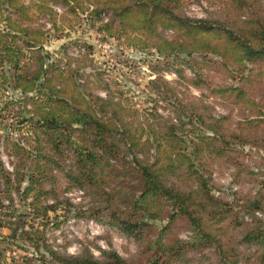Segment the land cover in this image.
Masks as SVG:
<instances>
[{"label":"trees","instance_id":"1","mask_svg":"<svg viewBox=\"0 0 264 264\" xmlns=\"http://www.w3.org/2000/svg\"><path fill=\"white\" fill-rule=\"evenodd\" d=\"M48 3L63 4L74 15L86 11L100 20L102 12L111 11L99 32L124 37L136 48L153 49L173 64L192 68L186 57L217 55L227 70L238 74V84L212 92L229 95L249 115L235 123L237 133L227 135L221 124L226 116L206 122L199 112H192L188 122L194 123L195 117L212 134L198 135L189 143L187 122L181 118L174 122L159 116L155 123L130 130L121 118H114L118 104L113 98L97 95L91 100L75 84H61L63 72L45 66L44 54L35 55L44 32L32 26L31 9L52 15ZM186 4L187 0H28L25 5L20 0H0V83L27 94L10 98L6 106L17 107L13 112L21 116L20 122L30 125L28 148L9 142L12 151L31 158L28 184L22 188L25 197L32 194L28 205L46 216L61 203L55 188L43 187L55 180L53 171L58 169L69 185L89 193L91 204L79 213L117 225L138 246L135 255L125 258L112 247L98 248L99 256L87 247L76 254L60 253L41 240L54 262L264 264V180L256 194L234 210L210 192L208 177L199 168L206 156L225 152L228 137L264 150V5L260 0H229L220 20L191 17L184 12ZM164 30H171L169 37ZM27 49L25 59L34 64L33 70L28 69L32 63L22 60ZM176 71L183 77L180 68ZM21 104L30 116L24 118L18 110ZM27 104L31 109L25 108ZM64 148L69 153L67 168L53 157ZM21 178L18 172H1L8 193L19 192ZM64 202L71 204L68 199ZM239 212L248 213L250 221H241ZM181 229L189 231L185 238L178 235ZM242 243L256 244L260 250L249 252Z\"/></svg>","mask_w":264,"mask_h":264},{"label":"rangeland","instance_id":"2","mask_svg":"<svg viewBox=\"0 0 264 264\" xmlns=\"http://www.w3.org/2000/svg\"><path fill=\"white\" fill-rule=\"evenodd\" d=\"M20 1L28 5V0ZM228 1L187 0L184 12L191 17L213 16L222 20ZM260 1L264 5V0ZM47 6L52 10V15L31 9L35 13L32 26L44 32V40L38 50L35 49V55L44 54L45 66L63 72L62 77L65 78L60 79L61 84L70 87L75 84L77 90L91 100L92 96L97 95L104 99L113 98L118 104L114 118H121L130 130L155 123L159 116L174 122H177L176 118H181L187 122L186 143H189L191 139L196 140L198 135L212 134L195 117L192 120L194 123L188 122V115L192 112H199L206 122L211 118L226 116L221 124L227 135L237 130L235 123L238 120L249 115L247 109L235 103L229 95L212 92L218 87L238 84V74L231 68L227 70L217 55L194 53L186 57L191 60L192 68L185 64H173L153 49L136 48L130 46L124 37L99 32V25L109 20L111 11L102 12L100 20L86 11L74 15L60 3H48ZM229 18L236 19L231 15ZM163 34L169 37L171 30H164ZM29 53L28 49L24 51L23 62L32 63L25 59ZM176 68L182 70L183 77L178 75ZM3 69L9 70L7 66ZM28 69L33 70L34 64H30ZM0 84V264H58L50 258L41 240L65 254H76L87 247L95 256H99L98 248L112 247L122 257L135 255L138 249L136 242L120 227L79 213L91 204L89 193L69 185L58 169L53 171L55 180L45 182L43 187L55 188L61 203L54 210L47 211L46 216L35 213L28 205L32 201V194L25 197L22 188L28 184L27 166L31 158L29 154L23 158L12 151L9 142L18 141L28 148L30 125L28 121L20 122L21 116L13 112L17 107L10 109V106H6L10 98L27 94L4 82ZM22 104L18 110L26 118L30 114L21 108ZM25 108L31 109L30 104ZM73 133L78 136V131ZM227 140L225 152L221 156H206L199 168L208 177L210 192L238 210L237 205L245 198L254 196L261 188L264 150L248 141L234 142L229 137ZM53 157L67 168V148L61 154H53ZM2 171L11 174L18 172V177H23L19 192L12 190L8 193L5 190ZM64 199L71 204L66 205ZM47 203L51 204L49 197ZM239 216L243 222L250 221L248 213L239 212ZM255 216L263 218L262 213H255ZM96 222L103 224V227ZM188 233L185 229L178 231L182 238ZM241 247L252 253L260 250L253 243H242Z\"/></svg>","mask_w":264,"mask_h":264},{"label":"built area","instance_id":"3","mask_svg":"<svg viewBox=\"0 0 264 264\" xmlns=\"http://www.w3.org/2000/svg\"><path fill=\"white\" fill-rule=\"evenodd\" d=\"M96 223H97V222H96ZM97 225H99V227H103V224H98V223H97Z\"/></svg>","mask_w":264,"mask_h":264}]
</instances>
